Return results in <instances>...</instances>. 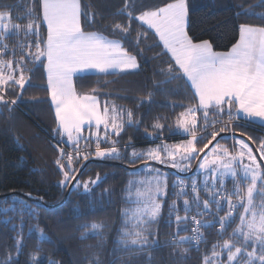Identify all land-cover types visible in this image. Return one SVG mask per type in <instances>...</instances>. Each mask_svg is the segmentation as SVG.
<instances>
[{
    "label": "snow or ice",
    "instance_id": "snow-or-ice-1",
    "mask_svg": "<svg viewBox=\"0 0 264 264\" xmlns=\"http://www.w3.org/2000/svg\"><path fill=\"white\" fill-rule=\"evenodd\" d=\"M32 5L24 17H13L12 6L0 0V8L7 9L0 11V107L12 110L18 101L23 102L26 86L38 87L31 83L29 74H46V91L56 123L54 150L59 152L55 163L63 175L58 186L71 185V190L82 187L89 192L102 182L99 174L94 180L80 179L86 165H74L81 160L115 159L130 165L142 161L150 179L139 181L142 188H137L136 195L141 206L133 213V230L122 231L119 241L125 247L142 248L158 246L156 239L149 241L153 234L148 229L161 215V200L169 186L168 174L152 168L149 162L177 173H193L188 177L190 185L180 179L171 185L178 198L191 194V200H183L184 216L178 214L175 201L169 206V226L175 214L177 227L178 239L174 243L195 242L199 250L205 241L201 229L218 225L221 239L211 245L210 254L203 255L201 264H264V137L253 138L242 131L255 123L264 127V27L241 24L237 42L228 52L221 53L214 51L208 41L196 42L188 35L187 0H160L155 6H148L143 0H123V7L113 15L124 17L125 22L114 21L104 27V31L119 39L83 30L82 24L91 27L97 21L89 11L91 5H82L81 0H32ZM237 15L256 14L242 11ZM24 19L28 20L26 24L13 22ZM134 22L140 29L135 36V55L124 43ZM21 33L25 39L10 47V37ZM141 44L148 50L160 47L157 59L168 57L161 61L166 67L155 73L164 79L154 87L178 81V87L190 93V103L179 105L184 110L176 116L175 127L167 129L169 136H181L180 142L164 141L165 125L159 122L164 117H160L152 124L153 133L145 129L149 140L160 143L137 151L130 138L124 148H131V153L121 155L119 140L113 137H120L125 125L138 127L143 121L134 119L133 110L118 109L107 99L102 102L98 88L78 92V82L94 74L101 78L97 83L106 86L112 81H104V76L139 70L138 56L144 51ZM10 94L15 98L9 100ZM176 106L169 105L173 109ZM228 141H232L231 147ZM104 144L110 147H102ZM193 161L197 162L195 169ZM228 176L232 179L231 191L225 184ZM201 191L207 198H201ZM25 210L32 214L26 204L21 211ZM222 211L224 214L220 215ZM208 215L211 221L198 219ZM234 223L236 226L229 233ZM102 227L91 225L94 230ZM181 231L192 235L179 236ZM14 239L17 254H22V238ZM29 260L38 264L40 257L30 253Z\"/></svg>",
    "mask_w": 264,
    "mask_h": 264
},
{
    "label": "trees",
    "instance_id": "trees-1",
    "mask_svg": "<svg viewBox=\"0 0 264 264\" xmlns=\"http://www.w3.org/2000/svg\"><path fill=\"white\" fill-rule=\"evenodd\" d=\"M143 2L148 6H155L160 0ZM2 3L12 6L13 17H24L33 6L32 0H2ZM81 3L91 5L89 11L95 14L97 21L91 27L82 24L84 31L103 32L109 39L120 38L104 31V27L114 21L125 22L124 17L113 15L123 7V0H81ZM187 4L188 35L196 42L208 41L216 52L223 53L231 49L239 38L241 24L264 27V19L259 18L264 16V0H187ZM6 10L0 8V11ZM242 11L256 15H237V12ZM13 22L26 24L28 20ZM132 29L124 43L135 55L138 51L135 36L140 29L135 22ZM24 39L21 33L19 36H11L8 43L11 47ZM151 43L152 40H149L148 44ZM140 47L144 49L142 55L138 56L140 69L132 74L104 76V81H112L106 86L97 83L101 78L96 75H89L78 82V92L87 93L92 88H98L102 102L107 99L118 109L133 110L134 119L143 121L138 127L125 125L120 137H113L119 140L117 147L121 155L131 153V148H124L130 138L137 151L160 143L159 140L152 141L145 136V129L148 133H153L152 124L160 117H164L159 121L165 125L164 141L178 143L181 136H169L167 129L175 127L176 116L184 110L179 105L188 106L190 103V93L185 88L178 87V81L154 87V84L164 79L155 73L159 68L166 67L161 61H166L168 57L155 58L162 51L160 47H152L151 50L144 44ZM29 75L32 76L31 83L38 87L26 86L22 94L23 102L18 101L12 110L0 107V197L5 196L0 199V264H31L30 253L40 257L38 264H201L203 255L210 254L211 245L221 239L218 234L219 226L201 229L205 241L197 250L193 244L174 243L178 239L175 214L171 217V226L168 223L169 206L175 201L180 209L178 214L184 216L183 200H191V194L179 198L173 195L172 182L177 179L187 182L193 173L181 174L160 169L168 174L169 186L167 195L161 200V215L148 229L153 234L149 236V241L156 239L158 246L125 247L119 243L121 233L133 230L132 224L135 222L126 211L130 205L126 196L130 182L146 176L144 172H139L143 166L132 169L143 162L130 165L121 160L92 158L89 161L100 160L116 165L89 164L80 179L94 180L97 174L103 178L89 192H85L82 187L68 191L70 185L58 186L63 175L55 163L59 152L54 150L56 123L46 91V74L35 71ZM105 93L110 95L105 96ZM7 98L11 100L15 96L10 94ZM169 105L177 106L173 109ZM242 131L253 138L264 135V132L250 127ZM63 146L70 150L68 145ZM228 146H231L230 141ZM102 147H110V144ZM87 162L81 160L74 167L80 168ZM194 163L195 161L193 166ZM230 182L231 179H225L226 186ZM200 195L201 198H207L204 192ZM21 201L32 210L31 215L26 210L21 211L24 208ZM75 209L79 212L74 211ZM125 212L128 213L127 216L124 215ZM193 214L194 211L189 213ZM223 214V211L220 212V215ZM198 218L212 220L210 215ZM92 224L103 227L94 230L91 228ZM235 226V223L232 224L228 232ZM188 227L191 228V224ZM189 235L190 231L179 232V236ZM14 238H22V254H17Z\"/></svg>",
    "mask_w": 264,
    "mask_h": 264
},
{
    "label": "rangeland",
    "instance_id": "rangeland-1",
    "mask_svg": "<svg viewBox=\"0 0 264 264\" xmlns=\"http://www.w3.org/2000/svg\"><path fill=\"white\" fill-rule=\"evenodd\" d=\"M247 127H249V126H247ZM230 142H232V141H230ZM152 163H155V162H152ZM162 166H164V165H162ZM164 167H166V166H164ZM152 168H155V167L153 166ZM173 170L176 171L175 169H173ZM139 172H144L145 173L144 175H146V176L144 178H136V179L132 180L130 182V184H129V190H128V193H127V196H126V200L130 204V205L127 206L126 211L131 215L132 218H133V213L136 211L137 208H139L141 206L140 203L138 202V198H137V195H136L137 188H142V185L139 184V181H142V180H145V179H150L149 170L148 169L142 167V170H140ZM228 178H230V176L225 177V179H228ZM180 180H182V179H180ZM182 181L184 182V180H182ZM184 183L190 185L191 181L188 180L187 182H184ZM228 185L229 186H226V187H227V189L229 191H231L232 190V179H231V182ZM176 191H179V189H177ZM202 193H203V191L200 192V194H202ZM236 222L237 223L239 222L238 218H237Z\"/></svg>",
    "mask_w": 264,
    "mask_h": 264
},
{
    "label": "water",
    "instance_id": "water-1",
    "mask_svg": "<svg viewBox=\"0 0 264 264\" xmlns=\"http://www.w3.org/2000/svg\"><path fill=\"white\" fill-rule=\"evenodd\" d=\"M245 138H246V137H245ZM249 143H250V146H252V147L255 149V146L252 145L251 142H249ZM257 158H258V160H259V154H257ZM91 163H101V164L116 165V163H113V162H106V161H100V160H92V161H89V162L86 163V167H87L89 164H91ZM196 164H197V162L195 161L194 166H193V169H195ZM150 165L154 166L155 168H159V169H161V170L175 172L173 169H171V168H169V167H164V166H162V165H160V164H157V163H152V162H150ZM141 166H143V164H141V165H139V166H137V167H134V168H132V169L140 168ZM86 167H84L83 170H84ZM262 167H264V164H262ZM183 178H184V176H183ZM70 189H71V185L69 186L68 191H70ZM16 195H18V194H16ZM4 197H5V196H1L0 199H3ZM25 198H26V197H25Z\"/></svg>",
    "mask_w": 264,
    "mask_h": 264
},
{
    "label": "crops",
    "instance_id": "crops-1",
    "mask_svg": "<svg viewBox=\"0 0 264 264\" xmlns=\"http://www.w3.org/2000/svg\"><path fill=\"white\" fill-rule=\"evenodd\" d=\"M227 52H228V51H227ZM223 53H225V52H223ZM93 75H94V74H93ZM74 83H75V78H74ZM53 113H54V109H53ZM250 125H252V126H254V127L258 128L259 130H261V131L264 132V127H260L258 123L250 124ZM260 137H264V135H263V136H260ZM228 179H231V177L228 178Z\"/></svg>",
    "mask_w": 264,
    "mask_h": 264
},
{
    "label": "built area",
    "instance_id": "built-area-1",
    "mask_svg": "<svg viewBox=\"0 0 264 264\" xmlns=\"http://www.w3.org/2000/svg\"><path fill=\"white\" fill-rule=\"evenodd\" d=\"M249 127L254 128V127L251 126V125H249ZM231 145H232V142H231ZM191 227H192V225H191ZM191 235H192V233H191ZM191 244L195 245V242H192Z\"/></svg>",
    "mask_w": 264,
    "mask_h": 264
},
{
    "label": "clouds",
    "instance_id": "clouds-1",
    "mask_svg": "<svg viewBox=\"0 0 264 264\" xmlns=\"http://www.w3.org/2000/svg\"><path fill=\"white\" fill-rule=\"evenodd\" d=\"M254 127V126H253ZM255 129L259 130L258 128L254 127ZM261 131V130H260ZM263 132V131H262Z\"/></svg>",
    "mask_w": 264,
    "mask_h": 264
}]
</instances>
